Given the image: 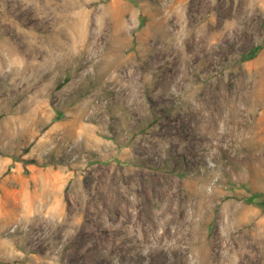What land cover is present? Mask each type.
<instances>
[{
	"label": "rangeland",
	"instance_id": "1",
	"mask_svg": "<svg viewBox=\"0 0 264 264\" xmlns=\"http://www.w3.org/2000/svg\"><path fill=\"white\" fill-rule=\"evenodd\" d=\"M63 1L0 0V264H264V0Z\"/></svg>",
	"mask_w": 264,
	"mask_h": 264
},
{
	"label": "bare ground",
	"instance_id": "2",
	"mask_svg": "<svg viewBox=\"0 0 264 264\" xmlns=\"http://www.w3.org/2000/svg\"><path fill=\"white\" fill-rule=\"evenodd\" d=\"M62 3H64L66 5L65 8H67L70 4H68L66 1H63L62 0ZM73 4V3H71ZM57 6L58 4L57 3H54L52 4V7L49 8V10L47 11L48 14H53L54 16L56 14H58V12L56 11L57 9ZM61 14V13H60ZM52 15V16H53ZM75 42V34H71V33H66V42H59L58 43V51L60 52H64L65 50H69V48L72 46V44ZM193 44V43H192ZM59 53V52H58ZM133 75V74H132ZM223 94L224 92H222L221 90L220 91H216L214 94L206 97L205 100L201 101V102H196L194 103L195 105H192V112L189 113V115H182L181 116V121L179 122L178 124V127L179 126H188V125H192L193 123H195L196 121H200V120H207L209 121L210 123H213L214 126H218L216 125L220 119V115L222 114V102H223ZM177 127V128H178ZM189 127V126H188ZM165 130H169L171 129L170 127V124L169 125H166L164 126ZM192 141H189V144H191ZM113 169V168H111ZM106 171V169L104 170ZM107 172V171H106ZM112 173V172H111ZM111 175V174H110ZM109 176V175H108ZM105 179V178H104ZM109 179V178H108ZM156 179V178H155ZM154 179V180H155ZM110 180V179H109ZM88 181V180H87ZM95 181V180H93ZM108 181V180H107ZM153 181V180H152ZM98 183V181H96ZM115 182V181H114ZM114 184V183H112ZM159 184V183H158ZM157 184V185H158ZM104 185V184H103ZM109 185V184H108ZM111 185V184H110ZM140 185V184H139ZM138 185V186H139ZM100 186V185H99ZM137 186V187H138ZM93 187V186H92ZM156 187V186H155ZM108 188V187H107ZM106 188V189H107ZM113 188V187H112ZM136 188V187H135ZM100 189V188H99ZM102 189V188H101ZM105 189V190H106ZM111 189V188H109ZM118 189V187H117ZM140 189V188H139ZM145 189V188H144ZM159 189V188H158ZM92 190V189H91ZM99 191V190H98ZM95 191H93L94 193ZM106 192V191H105ZM104 192V194H105ZM138 192V191H137ZM86 193V192H85ZM89 194V193H88ZM104 194L102 195L101 193L96 196V198H94L92 200V204H90L91 206H94L95 207V202L94 201H100V200H104L105 201V210L108 214H110L112 217L114 216V213L115 212H119V215L121 217V220H122V224H125L126 222H135L139 224V226L141 227L139 230L141 232H139V238L141 240H144L145 242H154V241H157V240H160L162 237L164 236H172L174 237L175 239V243L177 244H180L182 241H183V235H181L180 233L182 232L180 228L178 227H173V228H166L164 227V223L161 222V218H160V214L158 212H154V211H151L150 208L146 205H143L141 206V208H137V210L134 212L133 210L131 211L129 208V205H119V202H118V196L115 194V192H113V194H110V196H104ZM119 194V193H118ZM127 195V194H126ZM161 195V193H160ZM164 195V194H163ZM172 195V194H171ZM85 196V195H84ZM120 196V195H119ZM165 197V196H164ZM168 197V196H167ZM171 197V196H170ZM73 198V197H72ZM74 198H76L74 196ZM82 198V197H81ZM86 198V197H85ZM73 200V199H71ZM81 200V199H80ZM79 200V201H80ZM76 201V200H75ZM74 201V202H75ZM85 201V200H84ZM122 201V200H121ZM127 201V199H126ZM77 202V201H76ZM90 202V201H89ZM131 202V201H130ZM53 203V202H52ZM73 203V202H72ZM80 203V202H79ZM98 203V202H97ZM123 203V202H122ZM127 203V202H126ZM68 204V203H67ZM121 204V203H120ZM129 204V203H128ZM71 205V204H70ZM69 205V206H70ZM141 205V204H140ZM51 206V205H50ZM131 206V205H130ZM71 208V206H70ZM80 208V207H79ZM164 208V206H163ZM163 208H162V211H163ZM46 209V208H45ZM72 209V208H71ZM92 209V207H91ZM49 210V209H48ZM55 210V209H54ZM57 210V209H56ZM75 210V209H73ZM72 210V211H73ZM102 210V209H101ZM100 211V210H99ZM98 211V213H99ZM49 212V211H48ZM56 212V211H55ZM61 212V211H60ZM84 212V211H83ZM88 212V211H87ZM91 212H93V210H91ZM97 212V211H96ZM101 213L104 212V211H100ZM57 213V212H56ZM70 213V212H68ZM77 213H79L80 215V212L78 211ZM106 213V214H107ZM51 214V213H50ZM55 214V213H54ZM58 214V213H57ZM74 214V213H73ZM97 214V213H96ZM100 214V213H99ZM105 214V215H106ZM60 215V214H58ZM56 215V216H58ZM101 215V214H100ZM104 215V216H105ZM61 216V215H60ZM68 216V215H67ZM87 216V214H86ZM89 216V215H88ZM94 216V215H93ZM98 216V215H97ZM103 216V217H104ZM116 216V215H115ZM118 216V215H117ZM116 216V217H117ZM73 217V216H72ZM75 217V216H74ZM74 217L72 218L74 220ZM81 217V216H80ZM92 217V216H91ZM96 217V216H95ZM115 217V218H116ZM56 218V217H55ZM54 218V219H55ZM111 218V217H110ZM118 218V217H117ZM116 218V219H117ZM93 219V218H92ZM62 220V219H61ZM101 220V219H100ZM109 220V219H107ZM79 221V220H78ZM97 221V220H96ZM112 221V219H111ZM110 221V222H111ZM115 221V219H114ZM55 222V221H54ZM59 222V221H58ZM66 222V221H65ZM81 222V221H80ZM93 223V221H91ZM101 222V221H100ZM56 223V222H55ZM67 223V222H66ZM114 223V222H113ZM120 223V221H119ZM85 224V223H84ZM97 224V223H96ZM55 225V224H54ZM62 225V224H61ZM89 225V224H88ZM101 225V224H100ZM120 225V226H121ZM134 225V224H133ZM57 226H58V223H57ZM119 226V227H120ZM132 226V225H131ZM127 227V226H126ZM133 227V226H132ZM160 228H164L163 231L161 233H159V229ZM121 230V227L118 228ZM125 229V228H124ZM131 229V228H130ZM134 229V228H133ZM125 232V231H124ZM132 232V231H130ZM134 232V231H133ZM138 234V233H137ZM87 235V234H86ZM85 235V236H86ZM133 236V239L135 242H138L139 245L140 244V240L139 238L136 236V233L135 234H132ZM88 239V238H86ZM154 240V241H153ZM82 242H85L84 238H80L79 239V243H82ZM102 243V242H101ZM85 244V243H84ZM101 245V244H100ZM104 245V244H103ZM106 247V246H105ZM103 248V246H102ZM98 249V248H97Z\"/></svg>",
	"mask_w": 264,
	"mask_h": 264
},
{
	"label": "trees",
	"instance_id": "3",
	"mask_svg": "<svg viewBox=\"0 0 264 264\" xmlns=\"http://www.w3.org/2000/svg\"><path fill=\"white\" fill-rule=\"evenodd\" d=\"M7 264H11V263L8 262ZM12 264H13V263H12Z\"/></svg>",
	"mask_w": 264,
	"mask_h": 264
}]
</instances>
